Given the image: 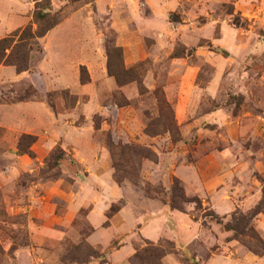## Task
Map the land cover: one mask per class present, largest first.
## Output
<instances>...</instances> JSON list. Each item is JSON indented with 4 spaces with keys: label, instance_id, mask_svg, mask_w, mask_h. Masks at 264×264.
<instances>
[{
    "label": "rangeland",
    "instance_id": "374dc122",
    "mask_svg": "<svg viewBox=\"0 0 264 264\" xmlns=\"http://www.w3.org/2000/svg\"><path fill=\"white\" fill-rule=\"evenodd\" d=\"M96 1L0 0V38L35 29L36 9L61 25L0 104L42 101L67 128L37 130L29 156V133L0 125V264H264V0ZM102 228L106 249L89 238Z\"/></svg>",
    "mask_w": 264,
    "mask_h": 264
},
{
    "label": "crops",
    "instance_id": "0c3cea01",
    "mask_svg": "<svg viewBox=\"0 0 264 264\" xmlns=\"http://www.w3.org/2000/svg\"><path fill=\"white\" fill-rule=\"evenodd\" d=\"M159 0H157L158 2ZM106 2V0H97L96 4L97 6L99 5H103ZM105 6V5H104ZM74 14H77V12H75ZM61 25H57L56 27H54L53 29H50V31L46 34V37L48 36H52L54 34V32L60 28ZM88 33V31H87ZM91 33V32H90ZM88 33V34H90ZM90 44V43H89ZM35 67V66H34ZM36 70L38 71V74L40 75V77L43 78L44 84H41L39 87L38 85H34V87H36L38 89V91L40 93H43L44 91V87H45V80H47V71L48 69L46 68V66L44 65L43 62H39L36 65ZM33 69V68H32ZM35 71V70H34ZM99 76L102 77L105 81L106 79V69H105V64L102 60H100L99 63ZM91 73V82L94 83L95 82V76H94V72H90ZM29 76H32L31 73L29 72V70H25V71H21V72H17L15 67L12 65H0V82L3 80H7V81H19V80H23V79H27ZM110 80V79H108ZM113 81V79H111ZM67 81V78L65 79V82ZM90 84V83H89ZM71 86V85H69ZM43 89V90H42ZM42 90V91H41ZM79 103L80 101H76L75 106L72 108V110L67 114L68 116H72L73 112L75 110L79 109ZM11 111L9 112L7 111V109L4 107L3 104H0V125H3L7 128H12V129H16L20 132L24 131L26 133L32 134V135H36L37 130H45L47 127H49V129H51V136L46 134L45 138L50 140V141H54L55 139H62L64 137H62L61 132L62 130L67 131V128L59 126V123L61 121L64 120L65 118V113H59L60 111H58L56 114L55 112H50L45 103L42 101H21V102H17L15 104H12L11 106ZM10 110V109H9ZM52 114V117L54 119V121H51L48 125V123H46L47 119H48V114ZM8 114V115H7ZM62 123V122H61ZM68 123V122H67ZM63 124V123H62ZM66 124V123H65ZM54 125V126H53ZM34 126V128H32ZM77 129V128H76ZM60 133V134H59ZM39 140L41 141V139L43 138L42 136H39ZM66 138H70V135H67ZM67 144V143H66ZM111 190L113 192V194H115V192L118 191V187H115L113 183L110 184ZM108 199V203L109 201L113 200V198H107ZM107 202V201H106ZM81 206H83V203L78 202L76 203V208H72L69 209L65 212V214L61 217L62 221H69L70 218V214L73 215V210H78ZM107 203H106V207H107ZM105 205L104 203H95L94 206L91 209V213L94 214H98L95 216L96 219V223L94 224L95 228H99L98 226L101 225V220H102V211L104 210ZM113 222V221H111ZM116 224L113 223V226ZM103 230V231H102ZM108 231V229L102 228L101 230H96V233H93L92 235H90V241L92 243L95 244H100L103 248L106 249V246L109 244L110 239L108 238V241H106L103 237V233ZM102 233V237H98L99 239H96L97 234H101ZM123 251V252H122ZM123 254H122V253ZM126 253H128V249H127V245H124L118 249H116L115 251L111 252L110 256L118 258L119 256H124L126 255ZM98 264V263H96ZM106 264V263H105Z\"/></svg>",
    "mask_w": 264,
    "mask_h": 264
},
{
    "label": "trees",
    "instance_id": "16d2710c",
    "mask_svg": "<svg viewBox=\"0 0 264 264\" xmlns=\"http://www.w3.org/2000/svg\"><path fill=\"white\" fill-rule=\"evenodd\" d=\"M54 16L55 15L50 14L48 11H41L39 9H36L33 13V17L37 22V26L35 29H33L32 26L28 24L22 28L16 29L15 31L9 33L6 36L1 37L0 65H12L15 67L18 73L27 70L29 65V52L32 48V42L44 37L45 34L58 23L57 17ZM45 21L46 23H43ZM114 76H116L117 83L122 84V82L119 81L118 76L115 74ZM35 140V136L30 134H23L18 142V151L24 152L29 156H32L33 152L30 149V146L34 143ZM22 141H25V146ZM112 145L113 144L108 143V147L111 146L110 150L112 149ZM123 147L124 149H133V151L136 150L134 149L135 146H131L128 144L124 145ZM134 153L137 154L138 152L135 151ZM142 157H144V155H142ZM113 166L115 167L114 163ZM123 177L124 176L120 175L117 172L114 173V178L119 182ZM174 189L175 187L172 189L169 204L173 208L183 210L182 202H185L187 198L180 186H177L179 192H174ZM259 211L260 210L257 207L252 210L248 215H250L249 217H252ZM217 220L220 221L218 217ZM226 228L236 230L235 227H232V225L229 223H226Z\"/></svg>",
    "mask_w": 264,
    "mask_h": 264
}]
</instances>
